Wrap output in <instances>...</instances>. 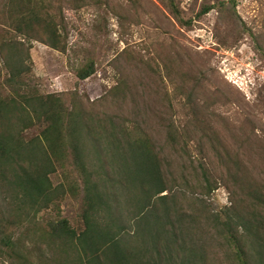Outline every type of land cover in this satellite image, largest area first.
Returning <instances> with one entry per match:
<instances>
[{"label":"rangeland","instance_id":"obj_1","mask_svg":"<svg viewBox=\"0 0 264 264\" xmlns=\"http://www.w3.org/2000/svg\"><path fill=\"white\" fill-rule=\"evenodd\" d=\"M50 1L64 50L16 33L8 19L14 2L0 0L4 55H29L24 80L32 90L63 94L67 101L74 97L100 116L140 126L168 173L190 181L185 193L204 199L212 211L241 197L225 166L264 183V0ZM5 57L0 54L2 95L9 93ZM89 61L93 74L79 79L77 70ZM8 116L12 129L15 117ZM37 132L32 127L22 137L29 141ZM82 142L91 158L89 141ZM200 165L217 185L208 194L200 189ZM50 177L57 197L38 212L37 225L55 218L58 207L81 229V192L68 188L76 176L56 166ZM36 240L37 235L35 247ZM40 244L35 256L51 241ZM216 249V264H233L225 244ZM0 264H12L1 242Z\"/></svg>","mask_w":264,"mask_h":264},{"label":"trees","instance_id":"obj_2","mask_svg":"<svg viewBox=\"0 0 264 264\" xmlns=\"http://www.w3.org/2000/svg\"><path fill=\"white\" fill-rule=\"evenodd\" d=\"M11 1L15 7L8 19L16 33L64 50L50 0ZM5 45L2 40V58ZM27 59L24 54L5 57L9 93L0 94V242L7 261L216 264V248L223 243L232 251L233 264H264V183L225 166L241 197L221 212L212 211L204 199L185 193L190 181L179 182L168 173L140 126L100 116L74 97L67 101L63 94L32 90L24 80ZM93 72L89 61L76 76L83 80ZM9 113L16 121L12 129ZM32 127L37 135L25 141L22 134ZM82 139L89 141L91 158ZM121 150L126 156L119 159ZM56 166L69 167L76 176L68 188L71 194L81 192V229L72 227L58 207L55 218L37 225L38 212L57 197L50 177ZM199 168L200 189L208 194L217 185L203 165ZM43 240L51 244L35 256Z\"/></svg>","mask_w":264,"mask_h":264}]
</instances>
